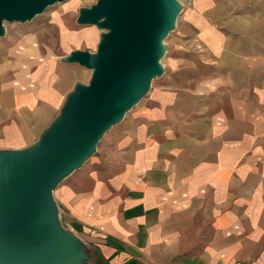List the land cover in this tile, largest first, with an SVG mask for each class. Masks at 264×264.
Masks as SVG:
<instances>
[{
  "label": "crops",
  "instance_id": "obj_1",
  "mask_svg": "<svg viewBox=\"0 0 264 264\" xmlns=\"http://www.w3.org/2000/svg\"><path fill=\"white\" fill-rule=\"evenodd\" d=\"M188 20L198 40L54 191L96 264H264V0H194ZM68 53L0 42V151L39 143L85 83Z\"/></svg>",
  "mask_w": 264,
  "mask_h": 264
},
{
  "label": "water",
  "instance_id": "obj_2",
  "mask_svg": "<svg viewBox=\"0 0 264 264\" xmlns=\"http://www.w3.org/2000/svg\"><path fill=\"white\" fill-rule=\"evenodd\" d=\"M66 1L0 0V37L5 22L30 21ZM176 16L175 0H99L81 13L80 23L109 29L97 54L66 59L93 69L91 84L76 87L35 146L0 151V264H75L88 251L62 228L54 191L163 74L161 45Z\"/></svg>",
  "mask_w": 264,
  "mask_h": 264
},
{
  "label": "rangeland",
  "instance_id": "obj_3",
  "mask_svg": "<svg viewBox=\"0 0 264 264\" xmlns=\"http://www.w3.org/2000/svg\"><path fill=\"white\" fill-rule=\"evenodd\" d=\"M175 1L177 9L176 20L173 23L170 31L166 35L165 39L162 41L163 43L161 45V48L163 50V57H161L160 59V65L163 74L161 76L153 78L150 88L152 87L153 81L155 79L161 78L165 74L167 70L166 63L172 56V54L181 51L182 44L186 42H196L198 40L197 36L189 34V26H191V24L188 20V14L192 9L194 0ZM98 2L99 0H68L64 3H56L55 5L48 7L45 12L35 16L30 21L17 23L5 22L3 25V35L0 37V42H6L9 39L22 40V38H33V41L36 43H52L55 49H60L61 51L67 50V52H69L67 55L62 57V59H64L65 61L73 54L78 52L95 55L97 54L100 45L105 41V36L109 33V29L103 26L102 21L97 24H83L79 22V19L83 11L91 10L98 4ZM67 27H72L76 32H69ZM68 63L79 64L76 62ZM86 69H88L90 73L87 74L85 83L78 84L85 87L91 84L94 75L93 69ZM76 87L74 91L76 90ZM74 91L72 93H74ZM126 115L124 116V118L126 117ZM112 128L113 127H111L104 133L103 137L97 145L96 152L98 151L104 138ZM92 156H90L89 159ZM86 162L84 163V165L86 164ZM73 173L68 175L66 179ZM81 253L82 256L80 255V259H74L75 264H96V260L92 259L94 253L90 249H88V251L81 250ZM89 257L90 259L86 260Z\"/></svg>",
  "mask_w": 264,
  "mask_h": 264
}]
</instances>
